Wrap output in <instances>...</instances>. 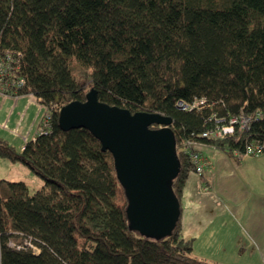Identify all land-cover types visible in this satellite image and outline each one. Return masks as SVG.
I'll return each instance as SVG.
<instances>
[{"label": "trees", "instance_id": "trees-1", "mask_svg": "<svg viewBox=\"0 0 264 264\" xmlns=\"http://www.w3.org/2000/svg\"><path fill=\"white\" fill-rule=\"evenodd\" d=\"M8 51L22 54L23 94L52 120L24 148L0 136V158L43 181L0 178V264H218L195 254L182 216L163 240L132 230L114 155L87 128L64 131L60 109L95 88L101 101L171 117L182 203L189 142L238 162L237 150H264V0H0ZM203 98L201 109L180 106ZM241 114L248 128L204 136Z\"/></svg>", "mask_w": 264, "mask_h": 264}, {"label": "water", "instance_id": "water-1", "mask_svg": "<svg viewBox=\"0 0 264 264\" xmlns=\"http://www.w3.org/2000/svg\"><path fill=\"white\" fill-rule=\"evenodd\" d=\"M172 123L160 113L101 101L95 88L86 100L64 105L59 116L64 131L87 128L112 152L129 201L130 228L157 240L174 233L183 211L174 190L182 163Z\"/></svg>", "mask_w": 264, "mask_h": 264}, {"label": "crops", "instance_id": "crops-1", "mask_svg": "<svg viewBox=\"0 0 264 264\" xmlns=\"http://www.w3.org/2000/svg\"><path fill=\"white\" fill-rule=\"evenodd\" d=\"M35 106L29 94H22L19 97L8 96L1 98L0 119L2 118L3 112L6 113V110H10V119L6 121H8L9 127H15L16 123L12 122L11 116L16 112L17 117L19 116L21 119L20 123L23 121L22 124H19L22 127V135L27 131L25 130L27 127L31 132L29 135L23 136L25 141L21 146L13 141L9 135L10 133L5 128H3L5 131L0 132V136L9 139L18 148H24L27 140H35L38 135L41 119L38 116L39 111H36L37 108ZM204 153L207 157L214 160V165L206 171L204 177H200L194 172L190 174L183 192L182 224L183 235L186 239L194 240L195 254L203 259L209 260L202 250L204 247L218 248L227 242H234L236 239L241 238L242 235L250 241L244 233V230L240 229L239 226V230L242 231L240 233L241 237L235 233L236 229H231L234 224L236 225L239 222V219L236 216V212L234 213L230 209L228 200L234 197L231 187L234 185L233 181H236L235 178L239 176L243 182L248 183L253 174H258V170H264V161H257L246 157L247 160L240 164V166H237L236 163L232 164L233 159L236 160L235 158L230 157L227 153L216 148L206 147ZM258 183H261L260 185L264 187V181ZM28 184L34 190L41 187L39 185L33 188V183L28 182ZM263 187L261 188L263 189ZM254 188L259 189L256 183L254 184L253 190ZM253 190H249V192L252 191L253 193ZM262 194H264V191H262ZM258 202L261 204L260 199ZM257 205L258 203H255L250 206L256 207Z\"/></svg>", "mask_w": 264, "mask_h": 264}, {"label": "rangeland", "instance_id": "rangeland-1", "mask_svg": "<svg viewBox=\"0 0 264 264\" xmlns=\"http://www.w3.org/2000/svg\"><path fill=\"white\" fill-rule=\"evenodd\" d=\"M74 66V70L77 74H85V71L80 68L79 65ZM30 98L36 105V111H39L38 116L42 117L46 112V109L37 98L32 95H30ZM9 113L10 110H6V113L3 112L2 114V118L0 119V132L5 131L3 128L7 129V132L10 133L9 135L12 137L13 141L21 146L25 141L23 136L29 135L31 131H29V128L27 127V129L25 128L27 131L22 135V127L19 124H22L23 121L20 123L21 119L19 116L17 117L16 112L11 116L12 122L16 123V126L12 123L15 127H9L8 121H6L10 119ZM250 158L257 161H264V154L259 157L256 156ZM246 160L247 159L245 158L239 163L233 159L232 164L236 163L237 166H240V164ZM0 177L23 178L29 183H33V188H36L43 183L42 179L35 175L27 166L21 163H15L6 158H0ZM235 180L236 181H233L234 185L231 187L234 197L232 199L230 198L228 202L230 209L234 213L236 212V216L240 223L238 222L236 225L234 224L231 229H236L235 233L237 235H240L242 232L239 228L243 229L250 241L247 240L244 235H242V237L240 235L241 238L236 239L234 242H227L218 248L204 247L202 250L204 254L207 255L206 257H208L209 261L218 264H264V194H262L264 187L260 185L261 183H258L264 181V170H258V174H253L248 183L243 182L242 178L239 176H237ZM255 183L258 185L259 189L254 188L253 190ZM261 187H263V189ZM249 190H253V193L252 191L249 192ZM259 199L261 204L258 202ZM255 203H258L256 207L250 206Z\"/></svg>", "mask_w": 264, "mask_h": 264}, {"label": "built area", "instance_id": "built-area-1", "mask_svg": "<svg viewBox=\"0 0 264 264\" xmlns=\"http://www.w3.org/2000/svg\"><path fill=\"white\" fill-rule=\"evenodd\" d=\"M21 60V53H14L8 51L4 54H0V99L8 96L19 97L23 94L22 89L26 84V79L21 74ZM206 104L207 100L203 98L197 99L193 104H186L182 102L180 103V106L183 109H201ZM43 106L46 109V112L40 119L38 131L40 133L46 132L50 128L52 120V111H49L45 107V105ZM251 120V117L247 116L246 114H241L240 116L229 118L228 121H226L227 123L225 125H223L222 127H218L214 130L206 131L204 133V136L213 135L223 137L225 134L233 133L237 126H241L242 128H248ZM194 145L196 146L197 144L195 143ZM192 146V142H189L186 146V149L190 150L189 155L191 161L195 165V173H197L201 177H204L206 171L214 165V160L205 155L204 150H202L201 146L199 147V145H197V149H192ZM263 152L264 150L262 146L249 145L245 153L242 154L238 150L235 153L238 157L246 158L260 156L261 154H263Z\"/></svg>", "mask_w": 264, "mask_h": 264}]
</instances>
